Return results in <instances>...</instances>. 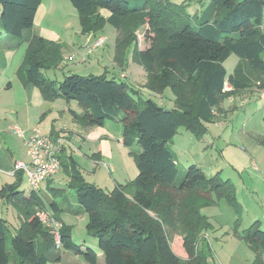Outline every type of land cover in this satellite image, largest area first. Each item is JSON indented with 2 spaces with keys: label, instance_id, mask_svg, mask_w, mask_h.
<instances>
[{
  "label": "trees",
  "instance_id": "16d2710c",
  "mask_svg": "<svg viewBox=\"0 0 264 264\" xmlns=\"http://www.w3.org/2000/svg\"><path fill=\"white\" fill-rule=\"evenodd\" d=\"M42 1L0 0V31L11 48L26 44L17 79L39 89L46 102H75L81 113L70 114L84 129L118 123L121 144L134 155L137 176L105 194L83 182L72 158H60L69 179L65 187L24 195L18 191L22 174L17 172L18 182L0 190V200L13 205L21 218L10 242L0 219V264H11L8 243L13 264H56L61 251L98 264L97 253L75 244L70 227L61 221L65 209L56 197L64 199L69 190L87 216L86 232L104 264H210L204 235L213 227L201 211L221 201L237 209L235 189L219 173L207 177L196 165L178 181V165L167 143L180 127L195 136L206 132V124L214 122V113L229 97L253 87L264 91V0H205L193 14L170 0H69L84 36L100 33L105 24L116 30L114 59L121 68L126 65L125 49L134 45L133 61L146 74L144 87L152 93L167 88L173 93L174 107L168 112L135 97V91L114 77L67 74L60 82L45 77L44 70L61 63L62 45L34 34ZM141 28L149 41L144 50H138L134 37ZM233 55L238 63L228 75L224 63ZM259 143L264 146V135ZM38 209L50 211L60 224L59 249L35 217ZM239 221L235 219L233 235L253 253L252 264H264V228L254 222L238 232Z\"/></svg>",
  "mask_w": 264,
  "mask_h": 264
},
{
  "label": "rangeland",
  "instance_id": "374dc122",
  "mask_svg": "<svg viewBox=\"0 0 264 264\" xmlns=\"http://www.w3.org/2000/svg\"><path fill=\"white\" fill-rule=\"evenodd\" d=\"M162 1L163 4H167L168 0ZM170 1L174 5H184L189 14H193L198 11V6H201V3L205 2V0ZM43 5L44 13L42 14V12H40V19L35 22L33 31L35 34L39 33L42 36H44V33H50L55 36L53 37V42L59 44L60 46L62 45V61L59 66L55 69L43 71L45 77L49 78L50 81L60 82L67 74H76L79 76H106L107 78L114 77L117 81L126 84L131 91H135V97L149 99L154 104L165 108L167 111L174 107V96L169 88L163 90L160 94H157L152 93L143 86V84L146 83V74L143 68L133 61L134 45L125 49V63H127V65L122 68L118 65L114 59L117 32L113 27L105 24L100 33L95 34L91 38L85 37L81 33L77 13L69 0H48L43 2ZM47 5L50 7L49 10L45 8ZM102 14L104 16H108L106 11L102 12ZM262 30L264 31V16L262 20ZM145 31V28H141L134 32L138 50H144L149 46V41L148 38H146ZM5 37L6 35L0 31V45L5 43ZM100 37L104 38V42L100 47L95 49L94 44ZM45 38L50 41L49 37ZM25 48L26 44H23L15 48V51L8 52L6 54V50L3 52L0 47V55H7L6 59L3 58L7 64V73L13 72V70L17 68L20 63H22ZM237 61L238 58L233 55L224 63V67L228 73L232 72ZM128 66L130 70H127ZM241 94H244L245 98H237L234 103V111H228L226 117L227 121L223 122L224 124L222 123L223 129H221L219 133L218 131L214 132L217 135L212 133V126L207 124L206 132L200 133L196 136L187 131L185 128L180 127L173 139L167 143V146L172 151L174 158L179 160L178 181L181 180L184 171L190 166V164L196 162L199 163L207 172L208 170L218 168L217 170L220 171L214 172H219L223 179L230 177V175L233 176L234 173L231 171L230 167L226 165H219L221 162L217 159H219L220 150L228 143L234 144L240 149L246 148L244 140L248 130L264 133V94L258 90H253V92L246 91L238 93V95ZM55 101L58 103L55 106L56 111L58 112L56 117L58 118L53 126V130L59 134L58 136H60L61 139H69L72 142L73 149L71 147L68 148H71L73 151L77 169L80 172L83 182L100 189L105 194L111 193L116 185L126 186L131 183L137 175L136 164L134 161V155L130 154L131 150L125 148L124 146H119L117 142L116 138L119 131L118 123L107 122L105 124L106 127H111L113 129L112 131L114 136L111 141L112 159L108 160L109 162L102 160L95 163L94 160L91 158H85L82 154L92 152L96 156L98 155L103 157L101 152H103L104 142L101 139L102 135H100L102 132H97L101 131V127L99 128L96 126L94 128L84 129L70 114V111H79L75 102H71L69 103L71 105H67L71 109L70 111L65 110V112L62 113L63 110L61 109V105L65 106L67 103L61 99H57ZM55 101H52V103ZM50 124L51 121L49 120L48 124H45L42 130L48 131V126H50ZM11 135L12 138L10 139L15 143L19 137L16 136L13 131L11 132ZM238 137H240L241 140H236ZM11 140H9V142ZM78 146L81 147V151H78ZM115 147H121L122 150L116 151ZM138 151L140 150L137 149V152ZM188 159L191 160V163H185ZM125 161H128V164H126ZM131 166L132 172L130 171ZM112 167L115 168V171ZM110 168L112 170H110ZM61 173L62 172H60V174ZM60 177V179L55 180L56 182L53 184L54 187H65V183H63V179L65 177L64 172ZM44 188L45 184L40 186V191H43L41 192V195H44ZM27 189L28 184L23 178L20 183V190L25 191ZM56 198V200L66 210L76 208L79 211L78 217L72 216L67 218L64 217L63 214H60V218H62L65 225L70 227L73 242L77 245L84 246H89L94 243V240L86 232L85 227L87 223V216L82 212L83 210L81 206L75 202L74 190H69L64 196V199H61L60 197ZM46 199L49 200L50 197L47 196ZM221 202L226 206L225 202ZM10 206L17 214L13 205ZM7 209L11 211L10 208ZM233 211L235 215L234 218H238V208L233 209ZM9 215L10 213L7 215L5 214L4 208L2 218L7 220L4 222L5 228L8 231V242H10L11 237L19 230L21 224L18 221L13 222ZM151 215L154 217V214L151 213ZM228 222L231 224V219ZM239 224L240 229L247 228L250 225V223H247V220L243 218V215L240 218ZM226 232H231V228H224V230L213 229L207 232L206 241L212 255L210 264H251L252 254L248 250L247 245L241 240L232 238V232L230 234H227ZM170 237L173 239L176 235L173 236V234H170ZM7 248L11 264H13L14 255L11 251L9 243ZM69 254L71 253L61 251L63 263H70V258L72 256ZM77 258H79L82 262L80 257ZM262 259L264 261V253L262 255Z\"/></svg>",
  "mask_w": 264,
  "mask_h": 264
},
{
  "label": "crops",
  "instance_id": "0c3cea01",
  "mask_svg": "<svg viewBox=\"0 0 264 264\" xmlns=\"http://www.w3.org/2000/svg\"><path fill=\"white\" fill-rule=\"evenodd\" d=\"M46 1L48 0L42 1L41 5L39 6L36 12L34 26H35V22L38 21V19H40L39 18L40 12H42V14L44 13L43 2ZM45 8L49 10L50 7L49 5H47V7ZM36 35H39L44 39H46L45 37H49L50 41H53V37H55L50 33H44L43 34L44 36H42L39 33ZM92 36L94 35H86L85 37L91 38ZM4 42H5L4 44L0 45L3 52L4 50H6L5 53L7 54L8 52L15 51L13 48H11V46L9 45L8 41H6V39ZM6 56L7 55H2V54L0 55V190L7 185H13L18 182L17 181L18 178L14 171V165L16 162H24V163L28 162V157L26 155V149H25V139L30 135V133L35 127H39L42 134L48 135L54 140L60 138V136H58L59 134L53 130V126L58 118L56 117V114H58V112L56 111L55 108V106L58 104L56 103L57 101L53 103L46 102L43 100L39 89H37L32 85L23 86L19 82L16 76V72L19 66L21 65V63L17 68L13 70V72L7 73L6 72L7 64L3 60V58L6 59ZM127 70H130L129 66ZM231 73L227 72L228 75H230ZM229 90L230 87L226 86L225 91H229ZM253 90H257L256 87L249 88L242 92H246V91L253 92ZM258 91L264 94V91L261 90ZM241 97L245 98L244 94L241 95L237 94V96L235 95L229 97L220 105V112L214 113L215 116L214 122L207 124L209 126H212L213 129L211 131L213 134L217 135L214 132L218 131L219 133L220 130L223 129L222 126L224 124L223 122L227 121L226 118L227 112L234 111V107H235L234 103L236 102L237 98L239 99ZM67 105L68 104H66L65 106L61 105V109L63 110L62 113L65 112V110H69V111L71 110ZM77 108L79 109L78 106ZM76 113L80 114L81 109H79V111H77ZM49 120L51 121V124L50 126H48V131L42 130L44 125L48 124ZM15 128H19L22 131L24 130V137L23 138L19 137L18 140L15 141L14 143L10 138H12L11 132ZM118 128L119 131L116 139L119 146H123L121 144V126L119 124H118ZM100 130L101 131H97V132H102V134L100 135H102L101 139L104 142L103 152H101L103 157H100L98 155L96 156L92 152H87L82 154L83 157L91 158L92 160L95 161V163H98V161H102V160H105V162L106 161L109 162L108 160L112 159L111 141H112V137L114 136L112 131L113 129L111 127H106V125H104V127H101ZM263 135L264 133L262 132H254L253 130H248V133H246L245 136L246 138L244 140L246 148L240 149L237 148L234 144L228 143L223 149L220 150V156L219 159H217L220 160L219 162H221V164L219 165L221 166L226 165L230 167L231 171L234 173L233 176L230 175V177L225 178V180H228L235 189V197L237 200V208L239 213L238 217L241 218L243 215V218H245V220H247V223H250V225L253 224L254 222H260L262 228L264 227V146H262L259 143V139ZM237 139L241 140L240 137L236 138V140ZM9 140L11 141L9 142ZM68 142L70 143V145L68 144L64 145L59 157L63 161L64 160L68 161L70 158H72L75 161V158L73 156V151L71 150V148L73 149L72 142L69 139ZM115 150L118 151L122 149L121 147L118 148L115 147ZM78 151H81L80 146H78ZM190 161L191 160L188 159L186 160L185 163L188 162L191 163ZM125 162L126 164H128V161ZM175 162L177 163V165H179V160L175 159ZM190 165L198 166L205 173L207 177H211L219 173L214 171H220L217 170L218 168H214L213 170H208L207 172L197 162L191 163ZM130 168H131L130 171L132 172V166ZM112 169L115 171V168L112 167ZM112 169L110 168V170ZM60 172L62 173L60 174ZM62 174L63 171L62 169H60L59 173L54 178H52L51 180L45 183V188L43 189L45 194L46 192H48V188L50 187L57 188L54 187L53 184L56 182L55 181L56 179L61 178L60 176ZM23 178L24 177L22 176L21 180H23ZM68 180H69L68 177L65 175L63 179V183H65L66 185V183H68ZM18 191H21L20 187ZM22 192L24 193V195H28L30 193L29 187L27 190ZM41 192L43 191L41 190L39 193L41 194ZM4 208H5V214L7 215L8 213H10L9 216L11 217L13 222L18 221L19 223H21V218L14 212L12 207L8 203H4L1 200H0V219H2L3 221H7L4 218H2ZM7 208H10L11 211ZM73 212L75 214L79 213V211L76 208H72L70 210L65 209V211L62 214L64 215V217L67 218L72 216L73 217L79 216V214L76 216L75 214H73ZM201 212L203 215L208 217L209 222L211 223L213 229L224 230V228H229V229L231 228V232H232V226L236 218H234L235 215L233 208L229 207L227 204L225 206V204L220 202L217 203L215 206L202 209ZM228 215H229V220H228ZM230 219L232 221L231 224L230 222H228L230 221ZM61 221L63 222L62 218ZM244 229L239 228L238 232H242ZM231 232H226V233L230 234ZM206 237H207V233L204 235V238ZM232 238L240 240L234 235L232 236ZM82 246L84 248L89 247L92 250H94L97 253L98 264H104L103 256L97 250L95 242L90 244L89 246H84V245ZM251 254H252V260H251V264H252L254 256L252 252ZM69 255L72 256L70 258L69 264H87L83 261L81 256H75L73 254H69ZM77 257H80L82 259V262ZM62 260L63 257L61 255V261L56 264H65L62 262ZM49 264H55V263H49Z\"/></svg>",
  "mask_w": 264,
  "mask_h": 264
},
{
  "label": "built area",
  "instance_id": "2783aa9c",
  "mask_svg": "<svg viewBox=\"0 0 264 264\" xmlns=\"http://www.w3.org/2000/svg\"><path fill=\"white\" fill-rule=\"evenodd\" d=\"M103 42L104 38L100 37L95 42L94 48L100 47ZM13 132L20 138L24 137V132L19 128H15ZM66 144L70 145L67 139L60 138L54 140L50 136L42 134L39 127H35L25 139L28 162H16L14 171L15 173L20 172L22 174L30 191L38 194L40 192V186L59 173L61 169L59 155ZM35 217L40 225L49 231L53 237L55 247L59 249L60 224L55 220L53 214L48 210L38 209Z\"/></svg>",
  "mask_w": 264,
  "mask_h": 264
},
{
  "label": "water",
  "instance_id": "95a60500",
  "mask_svg": "<svg viewBox=\"0 0 264 264\" xmlns=\"http://www.w3.org/2000/svg\"><path fill=\"white\" fill-rule=\"evenodd\" d=\"M166 112H168V111L166 110Z\"/></svg>",
  "mask_w": 264,
  "mask_h": 264
}]
</instances>
